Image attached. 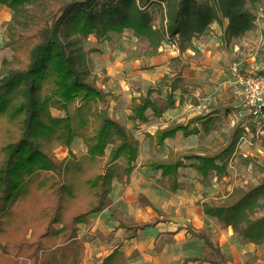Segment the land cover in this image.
<instances>
[{
    "label": "trees",
    "instance_id": "obj_1",
    "mask_svg": "<svg viewBox=\"0 0 264 264\" xmlns=\"http://www.w3.org/2000/svg\"><path fill=\"white\" fill-rule=\"evenodd\" d=\"M214 2L0 0L13 12L5 23L4 42L12 58L0 68V264H84L86 245L79 225L90 224L91 216L107 206L113 181L127 182L140 157L142 142L135 134L120 119L102 114L109 98L96 77L88 78L90 70L80 52L82 40L89 34L101 37L113 30H130L148 41L144 54L155 57L166 38L174 40L182 54L213 21L228 20L223 36L229 43L254 28L247 0ZM149 5L155 6L153 11ZM163 79L169 89L167 98L162 102L150 95L133 98L132 121H148V108L161 116L175 106L176 92L186 91L181 69L171 80ZM54 108L64 115H55ZM214 115L172 121L154 135L146 134L149 146L158 148L179 131L199 133L198 122L208 131L220 119ZM245 118L226 142L215 138L213 149H171L166 157H150L146 162L149 175L161 171L173 192L183 188L180 169L187 163L204 178L212 173L225 177L246 133ZM76 138L83 139L86 153L78 156L70 150L65 158H57L56 147H71ZM213 212L219 225L231 227L243 242L264 244V175L257 183L238 185L220 195ZM158 213L149 222L121 220L118 227L136 237L138 231L167 219L163 211L158 209ZM186 228L204 241L205 251L185 262L229 261L205 229L191 223ZM101 264L130 263L117 246Z\"/></svg>",
    "mask_w": 264,
    "mask_h": 264
},
{
    "label": "rangeland",
    "instance_id": "obj_2",
    "mask_svg": "<svg viewBox=\"0 0 264 264\" xmlns=\"http://www.w3.org/2000/svg\"><path fill=\"white\" fill-rule=\"evenodd\" d=\"M201 1H205L210 5L215 3L214 0ZM246 7L254 15V28L252 30L241 37L233 38L229 43L226 42L223 36L228 20H222L223 23L213 21L203 35L196 36L189 42L187 52L185 51L186 59L183 57L181 62L178 63L179 57H177L173 59V62L171 61L172 64L168 65L167 69L171 70V73H177L179 64L180 67H183L184 74L189 76L184 77L185 95L187 97L182 91H177L175 95L176 99L181 100L178 107L186 102L182 105L187 108L186 115L196 110L201 113L220 115V119H217L219 129L211 132L212 136H209V131L204 130L203 142L206 145L203 147L205 149H213L212 142L215 138H219L221 142H226L236 124L245 116V121H247V123L245 121L243 123L246 133L233 155L229 172L225 178L220 179L212 173L202 180H197L195 184H183V187H188L189 191L192 190V196L186 198L185 202L181 201L180 205L174 202L173 209L177 206L182 209L188 204L190 208H201L200 210H203L205 217H213V204L220 195L229 192L228 188L232 190L238 185L257 183L258 179L264 175V115L260 117L252 116L232 83L231 66L236 61L239 62L242 72L260 73L264 71V0H258L254 3L247 0ZM148 8L153 11L155 6L149 5ZM12 18L11 8L5 4H0V68L4 60L12 58L11 49L4 46L5 23ZM155 22L157 23L158 20ZM196 39L203 42H200L201 44L196 43ZM147 47L148 41L144 37H138L130 30H113L101 37L89 34L82 40L80 52L86 67L90 70L88 78L96 77L98 85L103 87L107 93L109 106L105 110H107L108 116L111 115L120 119L140 141L142 140V154L145 158H150L157 155L155 150L158 149L150 147L144 151L146 139V145L148 144L146 136L148 132H144L140 128L142 123L130 121L128 112L130 110L131 113L133 98L150 95L151 98L158 99L160 102L167 98L169 89L166 83L162 86H159L158 82L153 85L154 75H156L153 70V62L156 61L154 58L162 52L171 53V49L177 51L178 45L174 40L166 38L160 48V53L155 57H147L144 54ZM188 50H190V53H188ZM197 74H199L197 80H200L202 76L207 77L197 83L193 78ZM104 79L108 81L102 83ZM156 85L159 88L158 92L153 89ZM52 112L58 116L64 115L63 111L55 108ZM149 113L153 114L152 108L147 109L148 117ZM252 117L255 118V122L251 120ZM81 140V146H75L74 148L72 147L73 144L71 147L58 145L55 150L56 157L63 159L70 150L78 156L86 153L87 147L84 146L83 139ZM85 147L86 151L83 152L82 148ZM188 150L196 149L188 148L182 151ZM190 172L191 170L188 174ZM159 184L162 187H169L167 181L155 182L156 186ZM220 188H222L221 191L217 193ZM149 221L152 220L140 222ZM216 223L218 226V220ZM213 228L211 226L204 228L210 237L214 236ZM85 234L88 237L91 236L88 231ZM202 242L204 243L202 239H199L193 244L200 246L199 244ZM203 248L204 252L205 246ZM228 250L226 249L227 254H229ZM252 258H254V255L249 254L248 259L239 261V264H249V261L254 264H264V254L261 260H259V257ZM230 260L226 264H229Z\"/></svg>",
    "mask_w": 264,
    "mask_h": 264
},
{
    "label": "crops",
    "instance_id": "obj_3",
    "mask_svg": "<svg viewBox=\"0 0 264 264\" xmlns=\"http://www.w3.org/2000/svg\"><path fill=\"white\" fill-rule=\"evenodd\" d=\"M195 42L200 43L203 41H197L196 39ZM177 51L171 49V53L162 52L154 58L156 61L153 62V70L156 75H154L153 85L157 82L159 86L165 85V82L162 80L165 76H168L169 80L175 76V72L171 73V70L167 69L168 65L172 64L171 61L173 62V59L180 55L181 60L183 57L185 59L187 58L185 56L187 51L182 54L178 48ZM189 51L188 53H190ZM177 67L181 69L183 77H189L184 74L183 67H180V65ZM205 77L207 76H202L200 80H197L196 78H199V74H197L193 78L198 83ZM158 85L153 87L157 92L159 91ZM180 102V99H176L175 106L164 111L159 117H156L154 112L153 114L149 113L148 121L142 123L140 128L144 132L154 135L157 129L167 126L172 121L186 122L195 115L207 114L196 110L186 115L187 108L182 106L186 102L178 107ZM128 114H130V110ZM214 116L220 115L215 114ZM251 120L255 122L254 117ZM130 121L132 120L130 119ZM245 122L247 123V121ZM218 124L219 122L216 121L213 128L208 130L210 132L209 136H212L211 132L219 129ZM196 126L200 130L199 133L186 135L183 131H179L175 137L168 138L163 145L155 148L158 149L155 150L157 154L155 156L166 157L171 149L180 151L188 148H195L196 150L204 149L205 147L203 146L206 145L203 142L205 137L204 126L201 122L196 123ZM81 141V139H76L72 147L81 146ZM146 143L147 139L144 145V151L150 148L149 143L147 145ZM82 151L85 152L86 147L82 148ZM148 159L145 158L141 151L129 180L124 182L115 179L107 206L91 216L92 221L90 224L81 223L79 225V235L85 240L86 245L84 264H101L103 258L117 246H120L124 251L130 264H210L200 261H184L186 258L200 255L205 246L203 242L199 244L200 246L193 244L199 238L193 237L187 231L186 223H191L198 229H204L207 226L214 227L212 229L214 236L211 238L219 244L227 257H230L229 264H239V261L248 259L249 254L259 257V260L262 259L264 244L258 245L243 242L237 237L231 227L222 228L220 225L217 226L216 218L205 217L203 210H200L201 208H190L187 204L185 208L179 209L180 207L177 206L173 209L172 205L174 202L180 205L181 201L185 202L186 198H191L192 190L189 191L188 187H183L177 192H173L169 187H162L160 184L156 186L155 182H168V179L162 176L161 171L155 173L154 176H150L146 166ZM183 170L184 172H182ZM190 170L191 172L188 174ZM203 178L190 163H187L185 167L180 169L179 180L183 184L189 183L192 185L197 180H202ZM228 190L231 191L229 188ZM189 194H191L190 197ZM158 209L167 214V219H162L156 225L148 226L144 230H140L136 237H129L130 230L118 227L121 220L127 223L154 220L159 217ZM171 216L185 218L187 221L183 223L176 222L170 219ZM87 231L91 235L90 237L85 234ZM226 249H229V254L226 253Z\"/></svg>",
    "mask_w": 264,
    "mask_h": 264
},
{
    "label": "built area",
    "instance_id": "obj_4",
    "mask_svg": "<svg viewBox=\"0 0 264 264\" xmlns=\"http://www.w3.org/2000/svg\"><path fill=\"white\" fill-rule=\"evenodd\" d=\"M232 83L241 96L247 109L254 117L263 116L264 111V73L242 72L238 61L231 66Z\"/></svg>",
    "mask_w": 264,
    "mask_h": 264
},
{
    "label": "water",
    "instance_id": "obj_5",
    "mask_svg": "<svg viewBox=\"0 0 264 264\" xmlns=\"http://www.w3.org/2000/svg\"><path fill=\"white\" fill-rule=\"evenodd\" d=\"M102 114H103L104 117H108L107 110L103 109L102 110ZM170 219L174 220L176 222H182V223L186 222L185 218H177V217L171 216Z\"/></svg>",
    "mask_w": 264,
    "mask_h": 264
}]
</instances>
